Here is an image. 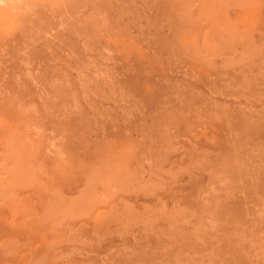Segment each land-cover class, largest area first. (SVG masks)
Returning a JSON list of instances; mask_svg holds the SVG:
<instances>
[{
  "label": "rangeland",
  "instance_id": "rangeland-1",
  "mask_svg": "<svg viewBox=\"0 0 264 264\" xmlns=\"http://www.w3.org/2000/svg\"><path fill=\"white\" fill-rule=\"evenodd\" d=\"M263 258L264 0H0V264Z\"/></svg>",
  "mask_w": 264,
  "mask_h": 264
},
{
  "label": "bare ground",
  "instance_id": "bare-ground-1",
  "mask_svg": "<svg viewBox=\"0 0 264 264\" xmlns=\"http://www.w3.org/2000/svg\"><path fill=\"white\" fill-rule=\"evenodd\" d=\"M248 117H249V116H248ZM179 161H180V160H179ZM158 165H159V164H158ZM157 169H158V168H157ZM161 174H162V173H161ZM161 174H160V175H161ZM120 179H121V178H120ZM120 183H121V182H120ZM121 185H122V183H121ZM134 187H135V186H134ZM67 213H68V212H67ZM65 219H66V218H65ZM263 259H264V258H263Z\"/></svg>",
  "mask_w": 264,
  "mask_h": 264
}]
</instances>
